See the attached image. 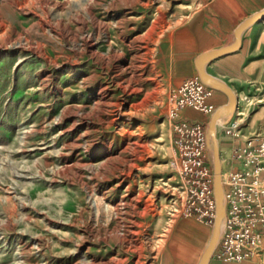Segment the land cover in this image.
<instances>
[{
	"label": "rangeland",
	"instance_id": "rangeland-1",
	"mask_svg": "<svg viewBox=\"0 0 264 264\" xmlns=\"http://www.w3.org/2000/svg\"><path fill=\"white\" fill-rule=\"evenodd\" d=\"M216 4L0 0V264L198 263L213 221L186 209L171 163L170 42ZM255 66L215 128L223 169L231 144L264 140V60ZM207 160L212 173L208 147ZM186 219L205 229L199 246L177 239ZM249 261L264 252L233 263Z\"/></svg>",
	"mask_w": 264,
	"mask_h": 264
},
{
	"label": "built area",
	"instance_id": "built-area-1",
	"mask_svg": "<svg viewBox=\"0 0 264 264\" xmlns=\"http://www.w3.org/2000/svg\"><path fill=\"white\" fill-rule=\"evenodd\" d=\"M212 89L198 76L183 79L168 97L174 158L171 163L181 177L186 209L205 224L214 219L212 173L207 160L205 128L182 114L191 109L210 115ZM236 146V147H233ZM223 154L224 224L212 256L238 262L264 252V140L247 137ZM222 157V154L219 156Z\"/></svg>",
	"mask_w": 264,
	"mask_h": 264
},
{
	"label": "crops",
	"instance_id": "crops-1",
	"mask_svg": "<svg viewBox=\"0 0 264 264\" xmlns=\"http://www.w3.org/2000/svg\"><path fill=\"white\" fill-rule=\"evenodd\" d=\"M214 7H211V10L214 11L208 16L200 18L193 25L172 29L170 46L174 70H176L173 76L174 81L197 76L194 58L202 52L230 44L234 28L250 14L262 9L264 0H217ZM259 21L252 23L241 32L236 50L217 56L204 65L206 73L224 82L231 90L233 87L236 90L239 89L238 78L242 72H248L249 69L256 67V62L264 60V26ZM226 100V95L218 90H213L209 98V102L214 107L224 104ZM182 114L190 120L201 119V115L191 109H184ZM179 229L177 239L186 235L195 246L201 244L205 233L204 228L186 219L179 224ZM188 258L189 255H186L183 260L186 261ZM170 260L169 256L168 264H171ZM207 264L253 263L250 261L233 263L215 260L211 257Z\"/></svg>",
	"mask_w": 264,
	"mask_h": 264
},
{
	"label": "water",
	"instance_id": "water-1",
	"mask_svg": "<svg viewBox=\"0 0 264 264\" xmlns=\"http://www.w3.org/2000/svg\"><path fill=\"white\" fill-rule=\"evenodd\" d=\"M264 18V7L259 11L250 14L243 19L233 30V38L230 44L213 49L210 51L202 52L194 58V67L198 78L207 86L212 89L219 90L226 95V102L216 107L209 115L207 127L205 129V139L208 149L211 151V165H212V190L215 202L214 219L211 227L210 237L198 259L197 264H207V261L211 255L212 247L216 243L218 234L220 219L223 220L224 216V199L222 196L220 185V165L217 149V142L215 139L214 122L217 118L223 115H228L234 105V95L230 91L229 87L221 80L211 76L204 70V65L211 59L220 56L222 54L234 51L238 48L240 42L241 32L252 23Z\"/></svg>",
	"mask_w": 264,
	"mask_h": 264
},
{
	"label": "bare ground",
	"instance_id": "bare-ground-1",
	"mask_svg": "<svg viewBox=\"0 0 264 264\" xmlns=\"http://www.w3.org/2000/svg\"><path fill=\"white\" fill-rule=\"evenodd\" d=\"M259 23L261 24V25H263L264 26V18L263 19H261L260 21H259ZM211 88V87H210ZM212 89V88H211ZM229 89H230V87H229ZM213 90H215V89H212V92H213ZM219 91V90H218ZM230 91L232 92V94L234 95V105H233V107H232V110H231V112L229 113V114H232L234 111H235V109H236V94L234 93V91L233 90H231L230 89ZM215 109V108H214ZM228 114V115H229ZM226 116L227 115H223V116H220L219 118H217L216 120H215V122H214V128H216L218 125H220L221 123H222V121H223V119H225L226 118ZM225 117V118H224ZM221 126V125H220ZM215 139H216V137H215ZM217 149H218V152H219V146L217 145ZM221 155V154H220ZM218 156H219V153H218ZM221 162H222V157H219V165H220V185H221V191H222V196H223V186H222V182H223V175H221L222 173V167H221ZM224 216H223V220H221L220 219V224H219V229H218V234H217V238H216V243L214 244V246L212 247V251H211V255H212V253H213V251H214V249H215V247H216V244H217V240H218V238H219V236H220V234L222 233V230H223V224H224ZM257 254V253H256ZM253 257V256H252ZM251 257V258H252Z\"/></svg>",
	"mask_w": 264,
	"mask_h": 264
}]
</instances>
